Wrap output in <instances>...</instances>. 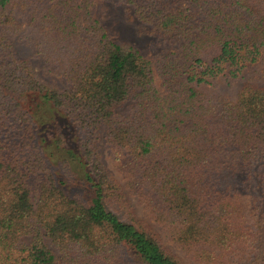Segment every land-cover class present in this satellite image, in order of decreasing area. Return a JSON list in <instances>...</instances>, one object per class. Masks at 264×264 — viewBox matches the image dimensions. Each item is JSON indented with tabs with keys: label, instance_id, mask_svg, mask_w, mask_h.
I'll use <instances>...</instances> for the list:
<instances>
[{
	"label": "trees",
	"instance_id": "16d2710c",
	"mask_svg": "<svg viewBox=\"0 0 264 264\" xmlns=\"http://www.w3.org/2000/svg\"><path fill=\"white\" fill-rule=\"evenodd\" d=\"M119 1L156 63L111 38L94 0H0V264H183L130 199L197 264L255 244L264 264V0ZM244 71L236 101L206 91Z\"/></svg>",
	"mask_w": 264,
	"mask_h": 264
},
{
	"label": "rangeland",
	"instance_id": "374dc122",
	"mask_svg": "<svg viewBox=\"0 0 264 264\" xmlns=\"http://www.w3.org/2000/svg\"><path fill=\"white\" fill-rule=\"evenodd\" d=\"M93 16L108 29L111 38L118 43H127L135 47L143 58L156 63L159 60V55L162 51V45L157 40L147 34V27L138 22L135 19L129 18L125 13L124 5L119 0H94L92 7ZM19 56L21 58L28 57L30 51L24 45L19 43L17 46ZM32 66L34 72L39 76L40 80L46 83L58 82L61 84V79L58 78L56 71L53 69L44 68L41 62L37 59L32 60ZM249 71H244L240 78L227 82L224 79H218L216 86H207L206 91L208 93H217L222 95L227 100L234 102L241 93L243 87L248 83ZM153 77L155 86L158 88L161 94H164L161 88V79L158 76L156 67H153ZM109 152L101 149V159L108 171L117 180L121 181V174L117 171L114 161L109 156ZM73 190L78 192L81 197L84 198V192L80 189V186L74 185ZM130 202L135 206V213L137 218L147 221L158 232L162 245H164L168 252L174 257L180 260L183 264H197L187 257L180 248L174 243L168 240L165 233L159 230L150 217V212L144 207V205L137 204L135 199H130ZM248 208H246V214L249 215ZM28 241V239H24ZM254 247L258 248L255 244L249 249L250 259L247 261H241L239 264H252V260L255 254ZM253 251V252H252ZM260 254V252H257ZM138 264V263H136ZM256 264H260L257 262Z\"/></svg>",
	"mask_w": 264,
	"mask_h": 264
}]
</instances>
